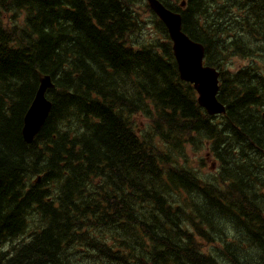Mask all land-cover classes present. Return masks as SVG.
I'll return each mask as SVG.
<instances>
[{
	"label": "trees",
	"instance_id": "trees-1",
	"mask_svg": "<svg viewBox=\"0 0 264 264\" xmlns=\"http://www.w3.org/2000/svg\"><path fill=\"white\" fill-rule=\"evenodd\" d=\"M161 1L221 71L225 114L199 105L146 0H0V264L261 261L264 3L223 0L226 23L218 0ZM47 74L52 109L27 143ZM204 150L208 175L191 167Z\"/></svg>",
	"mask_w": 264,
	"mask_h": 264
},
{
	"label": "water",
	"instance_id": "water-1",
	"mask_svg": "<svg viewBox=\"0 0 264 264\" xmlns=\"http://www.w3.org/2000/svg\"><path fill=\"white\" fill-rule=\"evenodd\" d=\"M148 2L168 29L181 78L194 84L199 104L210 114L224 113L226 107L217 99L219 70L205 64L204 45L193 41L183 31L181 14L169 10L159 0ZM52 86L51 76L41 77L40 88L24 118L22 132L27 142L33 141L49 115L51 103L46 99V91Z\"/></svg>",
	"mask_w": 264,
	"mask_h": 264
},
{
	"label": "rangeland",
	"instance_id": "rangeland-1",
	"mask_svg": "<svg viewBox=\"0 0 264 264\" xmlns=\"http://www.w3.org/2000/svg\"><path fill=\"white\" fill-rule=\"evenodd\" d=\"M226 6H227L226 2L223 1V0H220L218 4H214V3H212L211 8H212L214 11H217L218 13H220V12L225 13L226 8H227ZM233 9H234L235 11H237L235 7H234ZM227 14H228V16H227L228 19H227L226 23H228L232 18H235V13H234V11H233L231 8L229 9V11H228ZM146 16H147V15H146ZM148 18H149V16H147V19H148ZM229 18H230V19H229ZM147 30L150 31L151 28H148ZM233 62H234L235 68H237V66L242 65V63H243L242 59H234ZM193 157L196 158V159H199V158H201V157H204L206 160H209V157H208V155H207V150H204V151H202V152H198V153H196L195 155H193ZM209 170H210V171H211V170L214 171V167H213V166H209ZM202 173H206V170H203Z\"/></svg>",
	"mask_w": 264,
	"mask_h": 264
},
{
	"label": "flooded vegetation",
	"instance_id": "flooded-vegetation-1",
	"mask_svg": "<svg viewBox=\"0 0 264 264\" xmlns=\"http://www.w3.org/2000/svg\"><path fill=\"white\" fill-rule=\"evenodd\" d=\"M260 53H263V50L260 48V50H259V58H261L260 57ZM249 63V61L248 60H246V65ZM243 68L244 69H248V67L247 66H243ZM255 264H264V256L262 257V259H261V261H259V262H257V263H255Z\"/></svg>",
	"mask_w": 264,
	"mask_h": 264
},
{
	"label": "bare ground",
	"instance_id": "bare-ground-1",
	"mask_svg": "<svg viewBox=\"0 0 264 264\" xmlns=\"http://www.w3.org/2000/svg\"><path fill=\"white\" fill-rule=\"evenodd\" d=\"M95 255V254H94Z\"/></svg>",
	"mask_w": 264,
	"mask_h": 264
}]
</instances>
